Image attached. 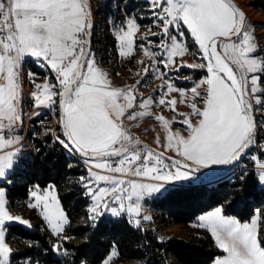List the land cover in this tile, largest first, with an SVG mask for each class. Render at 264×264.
<instances>
[{
  "label": "snow or ice",
  "instance_id": "1",
  "mask_svg": "<svg viewBox=\"0 0 264 264\" xmlns=\"http://www.w3.org/2000/svg\"><path fill=\"white\" fill-rule=\"evenodd\" d=\"M153 25L159 31L149 32L159 38L152 50L140 45L151 63L144 73L151 72L164 79L166 90L157 101L173 113L177 100L165 97L172 92L183 98L190 92L202 108L191 103L193 122L185 113L177 121L154 115L165 132V150H173L180 159L155 152L132 136L125 121L153 115L145 111L153 104L151 97L137 104L136 85L114 87L108 73L96 64L90 49L91 9L88 0H0V182L10 183L8 177L18 166L22 152V93L21 66L32 58L41 69H49L44 82L36 83L37 73L28 79L35 91L33 105L52 107L57 98L60 108L58 123L64 139L56 140L70 153L80 155L90 167L80 177L85 195L91 199L88 219L91 227L98 226L107 214L119 218H135V225L151 219L142 215V201L164 189L165 182L187 180L194 173L215 165H230L248 155L257 145L256 113L264 115V54L249 30L245 15L232 0H147ZM140 25L135 16L114 24L121 57H129L135 48V36ZM186 33L199 52V62L178 63L177 57L188 52ZM147 39V37H141ZM142 63V62H138ZM161 67L165 71H161ZM203 69L206 75L193 82L188 90L178 88L166 78L169 69ZM186 79H191L187 77ZM39 115V113H37ZM185 126L187 135L172 125ZM264 127V120L260 121ZM157 144L160 139L157 137ZM264 153V143L259 145ZM118 158V159H114ZM251 160L258 166V179L264 183V162L260 153ZM93 168L99 170L94 171ZM108 173V174H103ZM133 177L150 178L162 183H143ZM244 177H241L243 181ZM54 186L41 190L34 186L29 207L40 209L52 234L60 238L53 251L68 255L62 237L70 223ZM6 191L0 187V264H11L12 249L6 242V224L20 222L30 226L8 208ZM198 226L207 229L224 255L214 264H264V211L256 210L249 221L226 216L222 207L201 215ZM113 249L104 264H112L118 256ZM23 264H33L27 258Z\"/></svg>",
  "mask_w": 264,
  "mask_h": 264
},
{
  "label": "trees",
  "instance_id": "2",
  "mask_svg": "<svg viewBox=\"0 0 264 264\" xmlns=\"http://www.w3.org/2000/svg\"><path fill=\"white\" fill-rule=\"evenodd\" d=\"M232 3L236 4L235 0ZM252 3L264 9L262 0ZM31 69L43 73L36 65ZM23 131L18 132L22 135ZM56 135L51 130L42 132L40 127L31 133L29 157L25 158L23 154L21 165L18 164L8 177L10 183L2 186L8 190L9 207L15 208L28 197L34 185L41 188L53 185L70 221L65 233L74 241L63 244L67 256L58 255L53 251L54 243L43 223L34 222L31 228L12 223L6 226L7 242L18 250L13 252L11 264H23L27 258L33 264H101L113 248L119 254L112 264L128 261L137 264H211L222 254L210 235L204 234L192 241L176 236L161 241L152 231L136 227L127 216L102 218L98 226L92 228L88 219L90 198L80 183V177L87 173L86 167L79 162L84 159L76 153L78 159L67 155ZM235 164L226 170L200 173L208 178L206 181L169 187L152 196L149 205L160 212L162 222L168 225L188 223L218 206L225 215L248 221L258 208L264 211V185L258 179L259 170L253 161L242 157L241 165L235 167Z\"/></svg>",
  "mask_w": 264,
  "mask_h": 264
},
{
  "label": "rangeland",
  "instance_id": "3",
  "mask_svg": "<svg viewBox=\"0 0 264 264\" xmlns=\"http://www.w3.org/2000/svg\"><path fill=\"white\" fill-rule=\"evenodd\" d=\"M255 1L256 0H235L236 4L233 3V5L239 11L244 13L249 30L252 33V36L260 49V52L258 53V55H260V54H264V9L262 10L254 6L252 2ZM262 1L264 2V0ZM88 3L91 9V20H92L90 49L91 52L94 54V58L97 66L102 71L108 73V78L112 82V85L114 87L126 88L136 85L137 81H140V84L137 87V92H138L137 104L140 103L141 99H147L148 97H151L153 100V104L145 110L147 112L152 113L153 115L151 116L146 115L143 117H139L135 120L125 121L130 134L134 136L137 140H139L141 144L147 145L155 152H163L166 157L170 156L174 159H180V157L176 155L175 151L171 149L165 150L164 148L165 132L161 126V122L154 119V115H163L167 119H172L173 116L175 115V119L179 121L182 120L183 117L179 116L177 113H185L189 116V118L193 120V122H195L196 120L199 119V117H195L191 115L192 110L190 105L191 103H196L197 107L202 108L203 104L200 101V98H197L195 101H193L190 92H186V95L183 98V100L180 97L179 93L177 92L169 93L165 97L166 100H171L172 98H175L177 100V104L175 106L176 107L175 113L170 111L167 106L159 105L157 103L161 91L166 90V86L164 85V79L156 77L151 72V70L147 73V75H145L143 70L146 66H148L151 63V61L144 56L143 51L140 49L141 44H144L146 47H148L149 46L148 41L150 40L153 42L151 48L152 50L155 51L156 50L155 44L159 43V38L156 36H152L149 32L150 27L152 32L159 31V29L153 25V18L151 16V12L149 11V5L147 3V0H88ZM126 16H135L137 18V23L140 25V28L134 38L135 50L133 54L129 57H121L118 52V41L116 40V37L114 35L113 26L114 24H119L123 22L126 19ZM145 36L147 37V39H141V37H145ZM186 43L188 44V52L185 53L184 56L182 57H177L176 58L177 62L178 63L199 62L198 49L193 44L191 36L188 35L187 33H186ZM138 62H142V63H138ZM35 65L37 66L36 61L31 58V59H25L24 63L21 66L22 103L20 107L22 110V117H23L22 129L24 130L23 131L24 134L21 135L19 134V132L18 134L20 135V137L23 136L24 138L23 141H21V144L19 145V147H21L22 149L18 161V164L20 165L23 161L22 158L23 154L25 158L29 157V153L31 152V148H32L31 138H29V136L31 137V133L36 132L38 127L41 128L42 132L51 130L52 132L57 134L55 138L59 136L61 139H64L62 135V129L60 127V124L58 123L60 117L58 98L56 105L52 107L36 108L33 105V101L31 99V93L35 91V89L31 81L28 79V73L31 71L38 74L37 77L35 78L36 83L42 84L44 82L45 75H47L49 79L53 83H55V77L49 69H42L43 73H38L31 69V67ZM161 71L163 72L165 71V69L161 67ZM168 71H169V76L166 78H170L174 80L178 88H183L186 90L192 87V83L194 81L198 82L201 78H203L206 75V71L203 69L183 68L179 72H176V70L172 68L169 69ZM195 76H199V77L195 79ZM187 77H191V79L190 80L186 79ZM37 113H39V115H37ZM255 115L257 119V130H258L256 137L257 145L254 146L252 149H250L248 155L244 156V158L251 160L250 157L252 155L260 153V162H264V153H261V149L259 148V145L261 143H264V127H262L260 124V121L264 120V115H262L261 113H256ZM172 130L173 131L179 130L181 134L185 136L187 135V132L185 131V126L180 123H174L172 125ZM157 137H159L160 139V144H157L156 142ZM65 151L67 155H69L70 157H74L78 159L77 156L74 154V152L70 153L66 149ZM79 160H80L79 162H81L86 167V169L90 167V165L86 164L84 160L82 159ZM231 165L232 164L215 165L210 168L202 169L201 171L194 173L187 180L174 181L173 182L174 184L172 186L181 185V184L200 183L202 181H206V179L208 178L200 173L205 171L226 170L230 168ZM240 165L241 164L239 161L234 166L236 167ZM256 167L258 168L257 165ZM93 170L99 171L95 168H93ZM258 170L260 171L259 168ZM103 174H108V173H103ZM85 175H87V173ZM141 182L154 184L152 182H145V181H141ZM2 184L3 182H0V187H3L5 189L6 199L8 201L7 198L8 190L4 185L2 186ZM262 184L264 185V183ZM34 186L31 187L28 197L22 202H20L17 207L10 208L9 205L7 206L13 215L20 216L22 220L30 222V226L21 223L26 228H31L34 222L43 223V225L51 235V241L54 244H57L60 242V238L52 234V231L49 228L48 224L44 221V219L41 216L40 209L28 206L30 202H34L33 198L30 195V192L34 188ZM49 186H53V185H48L44 188L40 187V189L46 190L49 188ZM172 186L165 185L164 189L161 192ZM159 193H156L154 195H158ZM54 194L58 196L56 188ZM152 196H146L145 199L142 201V215H149L151 219L148 221H143L141 216V224L139 226H136L134 222L135 218H130L136 227H140L152 231L153 234H155L156 237L161 241L174 236L188 241H192L195 238L202 236L204 234L210 235L212 237L211 233L207 229L198 226L199 223L198 218L201 215H205L207 212L214 210L216 207L199 215L194 220L188 223H176V224L168 225L162 222L160 218L161 217L160 212L149 205L150 198ZM91 203L92 202L90 199L89 206L91 205ZM257 210L262 211L261 208H258ZM103 218L118 219L116 217L111 216L110 214L105 215ZM12 223H20V222H10L7 223L6 226ZM6 232L8 233L7 228H6ZM62 237L70 238L67 239L66 241L69 242L74 241L73 237L67 235L65 231L64 233H62ZM212 239L215 243L213 237ZM6 242H7V236H6ZM7 243L11 247L12 255H13V252L18 249L10 242ZM215 246L218 250L222 252V254L219 256L224 255L222 249L218 248L216 243ZM113 249L110 251V253L113 251ZM109 254L107 255V257L109 256ZM105 259L102 261L101 264H104ZM115 260L116 257L112 260V263ZM214 260L211 264H214ZM124 264H137V263L128 261L125 262Z\"/></svg>",
  "mask_w": 264,
  "mask_h": 264
},
{
  "label": "built area",
  "instance_id": "4",
  "mask_svg": "<svg viewBox=\"0 0 264 264\" xmlns=\"http://www.w3.org/2000/svg\"><path fill=\"white\" fill-rule=\"evenodd\" d=\"M31 150H32V148H31ZM133 179H137V180H139V181H145V182H152V183H162V182H159V181H153V180H151L150 178H138V177H133ZM174 182V181H173ZM173 182H170V183H167V182H165V185H173L174 183ZM176 186V185H175Z\"/></svg>",
  "mask_w": 264,
  "mask_h": 264
},
{
  "label": "crops",
  "instance_id": "5",
  "mask_svg": "<svg viewBox=\"0 0 264 264\" xmlns=\"http://www.w3.org/2000/svg\"><path fill=\"white\" fill-rule=\"evenodd\" d=\"M26 59H31V58H26ZM23 134H24V133H23ZM23 138H24V137L22 136V137H21V141H23Z\"/></svg>",
  "mask_w": 264,
  "mask_h": 264
}]
</instances>
